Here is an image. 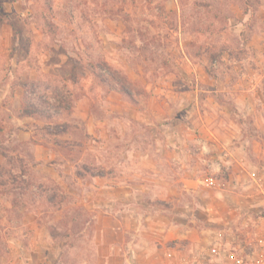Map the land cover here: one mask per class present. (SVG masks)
I'll use <instances>...</instances> for the list:
<instances>
[{"label": "rangeland", "instance_id": "rangeland-1", "mask_svg": "<svg viewBox=\"0 0 264 264\" xmlns=\"http://www.w3.org/2000/svg\"><path fill=\"white\" fill-rule=\"evenodd\" d=\"M261 6L264 8V0H0V85L12 84V92L8 91L4 98L5 105L0 104V147L4 154L0 170L23 167L20 153L31 152L28 143L20 141L10 145L4 142L11 125L10 109L13 103H17L14 97L16 91H19L24 107L22 112L32 107L38 110L36 112L45 114L43 119L53 122L46 126L50 130H34L36 137L47 135L44 141L59 137V131L64 128L60 125L70 120L72 110L60 109L70 107L69 100H74V97L92 99L91 111L96 116L104 115V101L110 92L112 97L124 95L128 98L120 91L121 86L131 90L134 101L138 100L143 109L152 105L153 94L158 100L166 98L168 101V89L173 87L178 94L170 99L186 105L192 94L186 96L183 92L192 90L197 84L201 86L197 76L200 65H211L218 59L224 49L222 42L228 41L232 45L233 56L248 57L253 54L241 48L240 36L233 24L235 19H240L237 13L249 12L251 26L261 25ZM261 13L264 15V10ZM186 56L193 64L186 60ZM218 65L219 68L212 67V71L223 72L227 67L231 72L233 66L224 61ZM30 74L33 77L37 75V78L33 80ZM261 85L264 86V83ZM114 103L119 104L118 109L127 106L119 99H115ZM259 115L257 126L252 114L243 116L240 113L239 118L245 136H249V143L246 144L247 169L257 174L264 188V121ZM68 124L70 126L72 122ZM115 124L120 127L119 121ZM75 126L78 127L75 136L84 139L85 121L81 120ZM255 137L259 142L253 141ZM145 138L150 139L147 126ZM9 162L11 166H8ZM104 163L88 168L103 171ZM111 167L113 170L119 167L115 158ZM238 172L241 176L237 180L244 181V173L240 169ZM1 179L10 183L0 187L2 205L8 197L17 203L51 200L48 206L37 210L43 212L42 216L49 221L54 247L57 246V239L68 235L69 247L66 250L69 252L63 258L66 262L79 263L85 258L92 264H106L102 255L108 251L114 237H105L104 224H97V229L102 232L96 233L92 230L95 225L87 224L89 215L96 213L95 208L69 206L65 208L67 217L59 219V199H66L69 203L78 197L74 193H60L57 180L51 178L38 189L33 187L34 182L30 178L5 174ZM142 179L146 183H154L151 177ZM207 181L210 183L211 180ZM205 185L200 184L194 192L198 206L189 212L200 220L201 224H194V227L215 228L217 233L209 231L208 240L188 246L204 254L202 257L192 256L190 262L264 264V191L248 188L241 193L242 197L231 200L234 211L219 204H213L207 210L202 205L207 204L203 200L211 189ZM193 196L182 192L180 198L192 201ZM83 197L88 198V193L84 192ZM6 210L8 208L4 206L0 214H8L18 222L16 231L26 233L29 227L24 224L25 211L19 207L4 213ZM144 226V243L148 245L150 240L156 239V229L148 222ZM130 235L128 233L127 238ZM2 236L1 233L0 264L5 263L2 254L8 247ZM75 245L79 248L76 256L73 255ZM86 248H91L94 255L87 254ZM160 260L156 254L150 264H160ZM119 262L113 258L111 263Z\"/></svg>", "mask_w": 264, "mask_h": 264}, {"label": "crops", "instance_id": "crops-1", "mask_svg": "<svg viewBox=\"0 0 264 264\" xmlns=\"http://www.w3.org/2000/svg\"><path fill=\"white\" fill-rule=\"evenodd\" d=\"M263 10L261 6L259 16L262 24L259 26H251L249 12L237 13L240 19L232 23L240 36L241 48L253 54L233 56L232 45L228 41L222 42L224 49L218 59L211 65H200L197 76L201 86L197 84L192 90L183 92L184 95L192 94L186 105L170 99L172 95L177 97L174 87L168 89V101L166 98L158 100L153 94L152 105L146 109L138 100H130L124 95L115 98L110 92L104 101V115L96 116L91 111L92 99L74 97L69 107L72 109L70 120L62 123L64 126L60 125L64 127L58 133L60 138L44 141L47 135L36 137L35 129L50 130L46 126L53 122L43 119V112H22L24 107L19 91H16L17 103H13L10 109L11 125L4 142L10 145L20 141L28 143L31 152L20 153L23 167L0 170V187L10 184L1 179L5 174L30 178L34 182L33 187L38 189L51 178L57 180L60 193H74L78 197L70 201L72 204L59 199L57 211L61 213L57 214L58 218L67 217L65 208L69 206L95 208L96 213L89 215L87 224L95 225L96 228L92 227L95 233L102 232L97 229V224H104L105 237H114V242L102 255L106 264H112L113 258L120 261L117 264H150L156 254L161 258L160 264H195L190 262L191 257L204 254L190 247L208 240L209 231L217 233L215 228L194 227L200 223L190 214L198 206L193 196L198 186L206 184L214 192L210 190L209 195L202 199L207 203L202 205L207 210L213 204H219L234 211L231 200L242 197V192L248 188L264 191L257 174L247 169L249 136H245L239 118L240 113L243 116L252 114L257 126L260 114L261 121H264V86L261 85L264 83ZM186 60L193 64L188 56ZM223 61L233 64L231 72L227 67L223 72L212 71V67L219 68L218 64ZM8 91L12 92V84L0 85L1 105H5ZM115 99L127 106L118 109ZM81 120L85 121L84 139L75 136L78 129L75 124ZM117 120L120 127H116ZM70 122L72 124L68 126ZM146 126L150 139L145 138ZM252 139L259 142L256 137ZM114 158L119 166L115 170L111 167ZM0 161H4L1 147ZM101 163H104L103 171L88 168ZM8 166H11L10 162ZM239 169L245 175L242 182L237 180L241 176ZM143 175L151 177L154 183H146ZM208 179L213 181L208 183ZM84 192L88 193V198H82ZM182 192L191 194L193 200L181 199ZM8 198L5 205L0 203V209L5 206L8 210L4 213H8L15 207L21 208L25 211L24 224L30 230L18 233V222L8 214H0V234L8 243L2 254L4 264H92L85 258L86 262L82 259L79 263L63 259L69 252L66 250L69 247L68 235L57 239V246H53L49 221L42 216L43 212L37 210L48 206L51 200L17 203ZM30 208L35 209L30 211ZM146 222L156 229V239L150 240L148 245L144 243ZM128 233L131 235L127 238ZM77 249L78 246H73L74 256ZM85 250L90 256L94 255L91 248Z\"/></svg>", "mask_w": 264, "mask_h": 264}, {"label": "trees", "instance_id": "trees-1", "mask_svg": "<svg viewBox=\"0 0 264 264\" xmlns=\"http://www.w3.org/2000/svg\"><path fill=\"white\" fill-rule=\"evenodd\" d=\"M120 91L123 93V94H125L130 100H134L133 98H134V96L131 94L132 92H131V90L128 88V87H126V86H121V88H120ZM72 103H73V100L71 101V100H69V106L71 107L72 106ZM65 109H67V108H69V107H64ZM31 110H33L32 109V107H29V108H27V110H25L26 112H29V111H31ZM36 111H38V110H36Z\"/></svg>", "mask_w": 264, "mask_h": 264}, {"label": "built area", "instance_id": "built-area-1", "mask_svg": "<svg viewBox=\"0 0 264 264\" xmlns=\"http://www.w3.org/2000/svg\"><path fill=\"white\" fill-rule=\"evenodd\" d=\"M213 180L210 181V183L212 182Z\"/></svg>", "mask_w": 264, "mask_h": 264}]
</instances>
